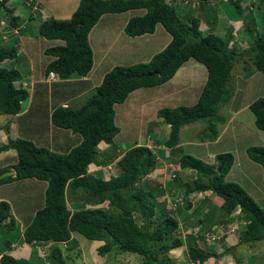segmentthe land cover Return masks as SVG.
Listing matches in <instances>:
<instances>
[{"label":"trees","instance_id":"16d2710c","mask_svg":"<svg viewBox=\"0 0 264 264\" xmlns=\"http://www.w3.org/2000/svg\"><path fill=\"white\" fill-rule=\"evenodd\" d=\"M7 1L0 0V9L5 13ZM197 1L199 9L189 8L188 14L179 15L177 8L180 6L166 0H78L68 18L47 17L37 24V34L60 41L43 51L52 56V60L44 66L46 83L60 82L72 75L83 77L88 73L92 66L88 32L104 13L142 9L141 14L126 20L123 33L126 36L152 33L155 24H160L170 39L144 62L110 68L80 106L74 107L60 100L51 107L48 111L51 126L78 135L75 144L64 152H55L19 137H7L0 144V152L12 149L16 159L5 167L6 170L12 168L13 175L1 178L0 183L9 178H35L45 182L43 203L33 211L31 220L22 227L21 232L17 229L18 223L9 218L8 203L0 200V233L14 231L21 233L23 242L27 244L49 245V251L40 258L43 261L53 260L55 264H66L61 255L60 243H65L63 249L69 250V241L73 239L70 234L74 232L89 241L102 242L97 246L99 251L104 252L114 246L118 251L138 254L141 259L137 264H174L170 252L182 244L176 234V219L168 212L156 213L150 188L135 187L154 168L155 153L146 145L136 143L123 152L115 147L114 151L103 150L106 145L111 148L112 138L118 133L113 120V104L122 102L131 90L166 82L188 59L205 68V80L196 102L174 108L161 107L153 116L169 126L162 144L170 150L176 148L179 128L197 120L207 121V132L202 134V138L216 137L215 125L224 123L216 114L218 106L230 97L229 89L225 87L226 80L233 64L241 60L243 54H247V59L264 78V26L255 21L234 34L229 29L225 33L217 30L216 23L210 25L208 30L200 29L203 22L199 13L204 9L200 3L205 6L207 0ZM230 3L233 7L230 14L226 13L225 19L240 17L242 4L231 0ZM37 11V8L31 11L24 24L30 22ZM202 16L210 17V13ZM8 25L17 28L18 18L10 15ZM7 33L6 44H0V114L18 115L21 101L34 91L37 83L31 81L30 74L22 75L17 66H3L19 54L15 38L7 41L12 32ZM242 36L246 46L235 51L232 47ZM50 72L54 80L49 78ZM248 108L254 116V125L264 131V96L254 99ZM99 145L105 146L100 149ZM245 150L248 158L261 166L264 186V145L249 146ZM114 157H117L114 161L117 172L108 179L100 175L102 172H87L90 164L105 166ZM232 159L229 152L216 153L213 163L181 154L176 162L180 169H193L195 172L191 181L181 182L185 193L210 190L221 199L222 212L230 214L238 209V216L244 221L243 229L238 234V243L249 249L251 244L264 238V209L236 182L224 180ZM175 180L180 181L173 176L172 181ZM77 200L80 202L79 207L70 210L67 201ZM103 202H106V207H84V204L95 206ZM3 241L9 243L6 239ZM186 255L191 262L199 264L215 256L191 240L186 245ZM234 262L238 264L239 259L234 257ZM0 264L28 263L1 253Z\"/></svg>","mask_w":264,"mask_h":264},{"label":"rangeland","instance_id":"374dc122","mask_svg":"<svg viewBox=\"0 0 264 264\" xmlns=\"http://www.w3.org/2000/svg\"><path fill=\"white\" fill-rule=\"evenodd\" d=\"M20 1L21 0H15L13 6H19ZM33 1L34 0H31L30 4L37 8ZM73 1L74 0H66V5L63 4L62 7L59 5L55 11L58 13L54 14L53 16H55L57 19L68 18L76 7L75 5L73 8H70ZM166 1L168 3H173V0ZM228 1L229 3H227V5H224L221 1L218 2L219 6L217 8L219 10L223 9L217 24V28L219 30H221L223 27L221 16H225L226 12L229 13L228 10H230V7H233V5L230 3V0ZM174 2L177 4L176 0H174ZM54 3L55 0H40V4L43 5L40 8L44 10V6L47 4L52 6ZM184 3V0H180L181 5H184ZM200 4L204 7L203 10L201 9L202 12L200 11V15L204 21L209 22L208 25L204 23L200 25V29H205L207 27L206 30H208L210 25H214V23H216L215 18L218 17L217 15H219V12L212 5L211 16L203 18L202 15L204 14L206 16L210 11L208 8L206 10L203 3ZM26 7L29 10L32 9L31 6ZM40 8H37L38 14L34 16V20L27 22L26 24H24L25 21L19 23V26L15 28V32L13 31L12 36L9 38V40H7L10 42L12 37L15 38V45L19 50V54L16 59L4 63L3 66H17L22 75L30 74L31 81L37 84L34 91L32 92L31 90L32 93L29 94L25 100L21 101V111L18 113V115L0 114V144L5 142L7 137H19L31 140L35 144L46 146L55 152H64L67 148L75 144L74 142L78 135L72 134L67 130L58 129L51 126L48 118V111L51 109V107L59 103L60 100H65L69 105L74 107L80 106L93 92L94 87L100 83L101 77L106 71L115 65H126L137 63V61H146L145 59L147 56L160 49L165 43H167L170 39V36L160 24L155 25L153 33L144 34L142 36L133 38H126L125 34L121 32L117 41H127L129 44L127 46L115 44H111L112 46L110 47L107 46V50L104 53V57L101 62L98 61V56L93 54V64L86 74L85 81H79V76L72 75L70 78L66 79L67 82L60 81L53 83L50 81L46 83L44 66L47 62L52 60V56L44 54L43 51L47 47L59 44L60 41L56 39H47L37 34L36 20H39L38 15L41 17L43 14ZM179 8H177V13H179V15L180 13H183V15L188 14L189 8ZM137 14H141L140 10L132 9L124 12L121 14V16H128L126 18L127 20L129 17ZM9 16V14L1 10L0 20L5 26L7 25ZM235 17H239V15ZM250 21H252V18L250 17H245L242 19L239 29L240 32L244 30L246 25L248 26L250 24ZM23 25H26L24 29H22ZM219 25H221V27ZM104 26L105 25H103L101 21H97L92 29V32L95 35L93 42H98L104 45V42L107 41V38L109 36H113L111 35L110 31L103 33V31L99 29ZM229 30L231 32L233 31V29ZM7 36L8 33L4 34V36L2 33H0V44L3 42H5L3 45L6 44ZM243 41L244 36H242L240 39H237L235 46L232 48L235 51L240 50L241 47L237 46V43H241ZM188 60L192 61V59ZM191 66L193 67L192 63ZM29 67L31 68L30 70L28 69ZM201 67L205 72V68L203 66ZM194 69L197 68L194 67ZM202 69L198 66L197 74L199 79V87L197 89H199L204 83L205 73H202ZM50 79L54 80V75L51 74ZM225 87L229 89L230 97L227 102L219 104L218 110L216 112V114L224 120V123L215 125L216 136L217 134H219V136L218 139H216V142L208 144L209 146L197 144L198 141H211L216 138H202V134L207 132V121L205 119H201L186 124L187 126H184V128L180 129V132L178 133V141H180V144L178 145L179 147H174L167 151L164 150L163 147L162 149L159 148L158 152L157 146L152 141V139H154L156 136L153 127L154 125L155 127H161L164 124L153 122L151 127L152 130H150L148 129L150 127L144 125V123L149 118H154L153 116L155 115V111L157 109L161 107L174 108L176 106H180L184 102L177 100V93L174 94L169 92L166 95L158 96L154 95L156 91H150L148 89H134L127 94L122 102L113 104V120L114 124L118 127V133L112 138L111 148L106 145V148L103 151H108L110 149L114 151L115 147L118 151L123 152L125 148L129 147L131 143L134 142H136V144L146 145L153 151V153H155L154 155L156 156L157 167L160 166L162 159L166 160V164L169 163L167 166V184L164 186L165 191H168L170 186H172L173 182L170 176L171 174H177L180 177L183 175V173H181L182 170L178 167L179 165L176 162L177 158L181 154H189L196 158L202 159L204 158L206 149L216 153L229 152L231 153L233 159L229 169L223 177L224 180L236 182L258 203L261 208L264 209V186L262 184L261 166L258 163L250 160L245 150L249 146L264 145V131L258 129L254 125V116L251 110L248 108V105L254 99L264 96V78L262 73L256 70L251 64V61L247 59L246 53L243 54L241 60H237L233 64L229 77L226 80ZM143 104H145V107L144 110H141L140 106H143ZM26 110L27 112L25 113ZM229 116H231V118H229ZM158 120L160 121V119ZM227 123L228 125L221 131L220 127ZM148 134H150V136H148ZM191 138L192 141L196 143L195 145H192L193 143H190L191 145L189 144V140H191ZM158 144L163 146L161 140H158ZM107 156L108 154L105 155L106 158ZM118 156L119 154L117 157ZM117 157H114V159L110 158V161L106 164L108 166L101 168L100 172L102 173H100V175L104 179H108V177L111 175L116 174L117 170L115 169L114 161H116ZM15 161L16 159L12 149L0 152V173L6 171L5 167L11 163H14ZM94 170L95 169L92 166L87 169V172L93 173ZM5 177L8 178V176H4L3 178ZM0 184V195L9 198L10 204L12 203L13 205L11 207H13L16 210L15 213L18 212L19 217H21L20 221L22 225H26L31 220L33 211L40 207L43 203V190L45 187V182L35 178H25L19 180L9 178L5 179V181ZM41 187L43 189H41ZM135 187H140V184L136 183ZM157 187L158 186H155L153 188ZM166 196L168 197V194H166ZM173 196L175 197L176 195L173 194ZM178 198L184 199L182 196H177L175 199ZM105 203L106 202H103L102 204H97L95 206H88L84 204V207H98L101 205L106 207ZM67 204L69 209L72 210L73 208H76L80 202L78 200L76 202L67 201ZM159 218L160 217H154V219ZM135 219L138 220V218ZM176 233L182 232L179 230V228H177ZM0 236H2V234H0ZM72 236L73 239L72 241H69V245L73 249L66 251L67 249H63V245L60 246L61 255L64 257L66 264H137L141 259L138 254L118 251V249L114 246H112L107 251H99L97 250V246H99L101 242L92 240L89 241L76 232H74ZM218 237L219 236H213L211 237V240H213V242L216 240L218 241ZM198 244L200 246L202 245L200 242H198ZM241 245L242 244L236 246V250H233L235 248L232 249V247L229 248L230 250L232 249V252L236 253L232 255L233 258L237 257L238 255V264H264V238L251 244V248L249 249ZM44 246L46 245L44 244L41 246H36L38 248V256L40 257H44L45 253L49 251H47L48 248L42 251L40 247ZM181 247H183L181 252L185 253V246L182 244ZM210 247L211 244L206 245L207 249ZM225 249L229 250L226 247ZM46 260L47 259H45V262ZM47 262L48 264H55L53 260H47ZM196 263L197 262H194V264Z\"/></svg>","mask_w":264,"mask_h":264},{"label":"crops","instance_id":"0c3cea01","mask_svg":"<svg viewBox=\"0 0 264 264\" xmlns=\"http://www.w3.org/2000/svg\"><path fill=\"white\" fill-rule=\"evenodd\" d=\"M26 0H21L20 5L18 6H13V3H15V0H8L7 1V7L8 9L6 10V13L9 15L16 16L18 18V23H22L23 21H26L28 15L30 14V10L26 7L25 5ZM31 1V0H30ZM66 0H55L54 5H49L47 4L44 6V10H42L40 7L43 5L40 4V0H34V4L37 6V8L41 9L42 15L41 17L38 15L39 20L37 21L38 23L47 18V17H53L54 14L58 13L55 12L57 10V7L60 5H66ZM169 1V0H168ZM172 1V0H171ZM177 4L173 0V5H179L181 8L179 9H185V8H193L197 9L200 7L198 5L197 0H184V5L180 4V0H176ZM221 1L224 5H227L229 3L228 0H207L205 2L206 8L210 11V16H211V6L213 5L215 9L219 12V15H217L215 18L216 20V26L218 24L219 16L221 15V11L217 7L218 2ZM232 1H237L238 3L240 2L242 4V12L240 14V17H233V18H227L223 15L221 16V22L223 21V27H222V32H226L227 29H233L231 33H236L237 31L240 32V23L243 18L245 17H250L252 18L251 23L260 22L264 26V0H232ZM78 0H74L70 6V8H73L75 5H77ZM231 5V4H230ZM39 6V7H38ZM10 9V10H9ZM199 9V8H198ZM231 7L230 10L231 11ZM140 10V13H142V9ZM189 10V9H188ZM183 11V10H182ZM1 12V9H0ZM127 12V11H125ZM193 12V11H191ZM124 12H118V13H104L100 15L98 18V22H102L103 25H105L102 28H99L103 33L106 32H111V35L107 38V41L104 42L105 44L102 45L98 42H93V39H95V35L92 32L93 27L95 24L91 27V29L88 32V40L91 44L92 48V64H93V54L98 56V61H102L104 57V53L107 50V46H112L111 44L115 45H128L129 42H118V36H120L121 32H123L122 28L124 23L126 22V18L128 16L122 17L121 14ZM194 14L196 12H193ZM227 13V12H226ZM225 13V15H226ZM38 14V13H37ZM183 14V13H182ZM200 14V13H199ZM228 14V13H227ZM214 21V22H215ZM229 21V22H228ZM202 22L206 25L209 24L208 21H204L202 19ZM229 23V24H228ZM156 25V24H155ZM221 27V25H219ZM155 27V26H154ZM207 27L205 28V30ZM217 30H219L217 28ZM237 32V33H238ZM153 33V32H152ZM223 33V34H224ZM146 34H151V33H146ZM144 35V34H142ZM142 35H137V36H142ZM226 35V34H225ZM126 36V35H125ZM137 36H126V38H133ZM242 41V40H241ZM107 43V44H106ZM239 45H244L245 40L241 43H238ZM166 43L158 50L152 52L147 56L145 60H148V58L155 52L161 50ZM144 61V60H143ZM141 62V61H137ZM191 63L193 64V67L191 66ZM132 64V63H131ZM127 65V64H126ZM198 66L202 69V65L198 64L194 60H186L180 67H178L173 74V76L168 79L166 82L158 85V86H153V87H148V88H137V89H144V90H150V91H156L154 95L162 96L166 95L167 93H174L178 94L177 95V100L178 101H183L184 103L181 105H192L196 102L199 92L201 90V86L199 89V79H198ZM196 67L197 69H194ZM29 70L31 69L30 67L28 68ZM202 69V73H203ZM205 73V72H204ZM205 77V76H204ZM79 81H85L86 80V75L83 77H80L78 79ZM205 80V78H204ZM63 82H67V80H61ZM148 95V94H147ZM63 103L62 105H64ZM141 110H144L145 104L143 106H140ZM114 110V109H113ZM237 111V110H236ZM235 111V113H236ZM231 118V116H229ZM228 118V119H229ZM227 119V120H228ZM230 121V120H229ZM228 121V123H229ZM153 122H158L159 124H164L161 127H153L156 136L152 141L155 143V145L158 148H163L164 150H169L167 147H165L158 144V140H161V142L165 139L167 136L166 133L169 131V126L165 123H163L161 120L159 121L157 118H149L144 125L149 126L150 130H152V125ZM225 124L223 126H219L221 128V131L228 125ZM184 126H187L186 124L181 126L178 130V133L180 132V129L184 128ZM194 134V133H193ZM158 135V137H157ZM219 134H217L216 138L214 140H205V141H198L197 144H204V146H209L208 144H212L216 142V139H218ZM195 137V136H193ZM131 143V145L135 144ZM193 143L192 145H195L196 143L191 140H189V144ZM180 144V141H178L176 147H179L178 145ZM130 145V146H131ZM191 145V144H190ZM100 149H103L102 145L98 146ZM126 149V148H125ZM205 155L203 161L207 163H213L214 162V155L216 152H212L211 150L205 151ZM222 153V152H220ZM161 156V155H160ZM200 157V156H198ZM201 158V157H200ZM201 159V160H202ZM160 166H156L157 163L155 162V166L152 169V171L147 174L141 181L138 183L140 184V187H145V188H150L151 191L154 193L153 194V199L155 201V211L157 214L162 213V212H168L174 217L177 221V228L182 233H176L177 236L182 240V244L185 246V253L181 252V245L178 248H174L172 252H170V256L173 259L174 264H194V262H191L186 255V245L188 242H193L196 246L201 247L207 251H210L215 254V256L209 257L206 261H204L202 264H235L233 254H236L232 252L231 250L235 248L236 246L240 245L238 243V234L239 232L243 229L244 221L240 219L238 216V209L232 211L230 214H225L222 212L220 208V203L221 199L211 193L210 190H205V191H199V192H184L183 189L181 188V182H189L195 177V172L193 169H181V177L179 175H176L180 181L175 180L172 183V186H170V189L168 191H165L164 186L167 184V166L169 163L166 164V160H163L160 162ZM94 167L93 173H100L101 168L107 167L108 165L105 166H100L99 164L93 165L90 164L88 168ZM100 168V169H99ZM98 169V170H96ZM177 183V184H176ZM1 185V184H0ZM155 186H158L157 188H153ZM41 189H43L41 187ZM176 196L174 197L173 194ZM168 194V197L166 196ZM213 194V195H212ZM177 196L183 197L175 199ZM166 197V198H165ZM5 200L8 205H9V218H12L15 220V222L18 223V230L21 232L22 225L19 217L18 212L11 207L13 206L12 203L10 204L9 198L4 197L0 195V200ZM194 201V203H193ZM14 209V212H13ZM177 231V229H176ZM0 233L2 236H0V254L5 253L10 256H12L15 259H22L27 261L28 264H48L47 260L45 262V259L43 261V257L40 258L38 256V248L36 246L27 244L26 242H23L22 240V235L21 233ZM73 233L70 234L72 237ZM218 237V241L211 240V237ZM8 240V244H6L3 241V238ZM186 237V239H185ZM237 238V239H236ZM185 239V240H184ZM200 242L202 245L200 246L198 244ZM102 243V242H101ZM65 243H60V246H64ZM207 244H211V247L209 249L206 248ZM49 245H46L44 247H40L41 250H45ZM226 248L232 247L230 250H226ZM35 249V252H34ZM73 248H70L71 250ZM66 250V251H69ZM233 250H236L233 249ZM230 253V254H229ZM239 259L238 255L236 257ZM199 264V263H196Z\"/></svg>","mask_w":264,"mask_h":264},{"label":"clouds","instance_id":"9594fccd","mask_svg":"<svg viewBox=\"0 0 264 264\" xmlns=\"http://www.w3.org/2000/svg\"><path fill=\"white\" fill-rule=\"evenodd\" d=\"M25 5L26 6H31L32 7V9L30 10V13H31V11H33V10H35L36 8L33 6V5H31L30 4V0H26L25 1ZM138 15V14H137ZM34 16H36L35 14H33V19L32 20H34ZM31 20V21H32ZM1 21V20H0ZM36 21H38V20H36ZM37 24H38V22H37ZM7 27H8V29L10 28L11 30L9 31L10 33L12 32V34H13V29H15V28H13V27H10L9 25H8V21H7ZM241 48H243V47H245L246 46V44H244V45H239ZM49 78H50V76H49ZM177 161V160H176ZM179 167V166H178ZM177 174H171L170 176H171V178L173 177V176H176ZM88 206H90V205H88Z\"/></svg>","mask_w":264,"mask_h":264},{"label":"built area","instance_id":"2783aa9c","mask_svg":"<svg viewBox=\"0 0 264 264\" xmlns=\"http://www.w3.org/2000/svg\"><path fill=\"white\" fill-rule=\"evenodd\" d=\"M3 27H6V29L5 30H3L4 28ZM1 29H2V31H1ZM11 29L9 28L8 29V27H7V25L5 26L3 23H2V21H0V33H2V35L4 36V34H6L8 31H10ZM12 31H14L15 32V29H13ZM52 73L50 72L49 73V76L51 75Z\"/></svg>","mask_w":264,"mask_h":264},{"label":"water","instance_id":"95a60500","mask_svg":"<svg viewBox=\"0 0 264 264\" xmlns=\"http://www.w3.org/2000/svg\"><path fill=\"white\" fill-rule=\"evenodd\" d=\"M220 167L217 168L219 170ZM14 171L12 169H8L2 173H0V179L3 178L4 176H11L13 175Z\"/></svg>","mask_w":264,"mask_h":264}]
</instances>
